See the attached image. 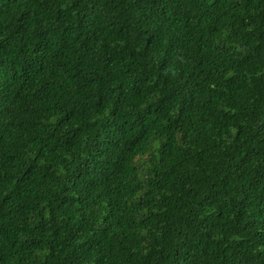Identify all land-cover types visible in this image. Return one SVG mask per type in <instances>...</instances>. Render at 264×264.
<instances>
[{
    "label": "trees",
    "instance_id": "1",
    "mask_svg": "<svg viewBox=\"0 0 264 264\" xmlns=\"http://www.w3.org/2000/svg\"><path fill=\"white\" fill-rule=\"evenodd\" d=\"M0 264H264V0H0Z\"/></svg>",
    "mask_w": 264,
    "mask_h": 264
}]
</instances>
